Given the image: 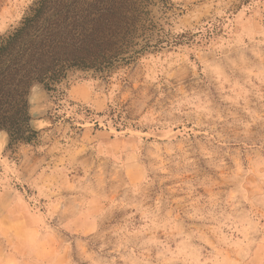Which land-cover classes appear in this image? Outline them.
Masks as SVG:
<instances>
[{"label": "rangeland", "instance_id": "rangeland-1", "mask_svg": "<svg viewBox=\"0 0 264 264\" xmlns=\"http://www.w3.org/2000/svg\"><path fill=\"white\" fill-rule=\"evenodd\" d=\"M42 5L118 57L0 129V264H264V0H0V43Z\"/></svg>", "mask_w": 264, "mask_h": 264}, {"label": "trees", "instance_id": "trees-1", "mask_svg": "<svg viewBox=\"0 0 264 264\" xmlns=\"http://www.w3.org/2000/svg\"><path fill=\"white\" fill-rule=\"evenodd\" d=\"M43 8L42 5L35 9V16L26 18L21 28L0 43V129L9 134L10 146L31 143L32 136L36 135L30 129L27 100L29 89L35 81L49 88L52 82L61 80L65 74L64 68L67 67L95 69L98 73H105L107 67L96 64L118 57L108 55L106 50L95 52L105 42L104 38L99 37L98 28L93 29L90 34V30H85V37L78 44L73 39L75 43L65 44L63 47H58L55 42L65 29L60 23L52 30L56 33H42L34 38L32 33ZM74 31L76 33V28ZM62 40L60 37L59 42ZM52 41L57 50L46 51V47L54 46L48 45ZM54 63H58L63 70H54Z\"/></svg>", "mask_w": 264, "mask_h": 264}]
</instances>
